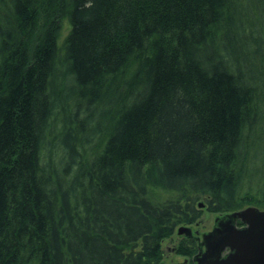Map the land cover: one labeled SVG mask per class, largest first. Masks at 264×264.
I'll return each instance as SVG.
<instances>
[{
  "label": "trees",
  "instance_id": "1",
  "mask_svg": "<svg viewBox=\"0 0 264 264\" xmlns=\"http://www.w3.org/2000/svg\"><path fill=\"white\" fill-rule=\"evenodd\" d=\"M249 205L264 0H0V264H159Z\"/></svg>",
  "mask_w": 264,
  "mask_h": 264
},
{
  "label": "water",
  "instance_id": "2",
  "mask_svg": "<svg viewBox=\"0 0 264 264\" xmlns=\"http://www.w3.org/2000/svg\"><path fill=\"white\" fill-rule=\"evenodd\" d=\"M182 234H191L190 227H178L176 235ZM196 236L194 264H264V208L249 205L220 214L210 231Z\"/></svg>",
  "mask_w": 264,
  "mask_h": 264
},
{
  "label": "rangeland",
  "instance_id": "3",
  "mask_svg": "<svg viewBox=\"0 0 264 264\" xmlns=\"http://www.w3.org/2000/svg\"><path fill=\"white\" fill-rule=\"evenodd\" d=\"M67 25V24H65ZM64 34H61L60 39ZM220 214L216 213H209V212H204L202 217L200 218L199 221L194 223L192 226H190V229L197 232L199 235L205 232H208L212 229L214 223H215V217H217ZM177 237H173L171 240H166L163 244L164 251H165V257H164V263L165 264H190L187 258H185L182 255H179L175 250L177 247Z\"/></svg>",
  "mask_w": 264,
  "mask_h": 264
},
{
  "label": "flooded vegetation",
  "instance_id": "4",
  "mask_svg": "<svg viewBox=\"0 0 264 264\" xmlns=\"http://www.w3.org/2000/svg\"><path fill=\"white\" fill-rule=\"evenodd\" d=\"M196 233H197V232L191 230V234H187V235L190 236V237H193V239H195V238L197 237L196 235L198 234V233H197V234H196ZM178 236H179V237H178ZM182 238H183V237H182ZM180 239H181V238H180V235H177V242L180 241ZM195 240H196V239H195ZM191 262H192V259H191ZM192 263H193V262H192ZM172 264H175V263H172ZM193 264H194V263H193Z\"/></svg>",
  "mask_w": 264,
  "mask_h": 264
}]
</instances>
